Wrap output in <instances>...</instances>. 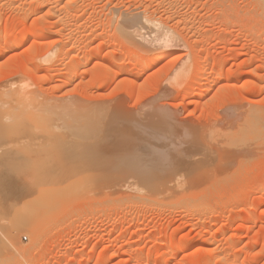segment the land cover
Listing matches in <instances>:
<instances>
[{
    "label": "rangeland",
    "instance_id": "374dc122",
    "mask_svg": "<svg viewBox=\"0 0 264 264\" xmlns=\"http://www.w3.org/2000/svg\"><path fill=\"white\" fill-rule=\"evenodd\" d=\"M263 3L264 0H0V51L2 50L0 88H5L11 82H15L16 87L28 83L26 90L37 94L40 99L54 102V98L58 103H62L63 100L70 103L69 100L73 101L72 98H75L74 101L78 100L84 105L81 109L83 105L80 104L81 110L78 109L80 111L72 110L64 117L68 120L71 117L72 120L76 119L74 123L77 124L72 127L65 126L69 135L66 134L68 140L63 146L74 150L84 149L85 147L81 145L83 138L89 140L94 133H100L97 134L99 139H103L106 135L105 138L111 140L110 135L113 133H109V130L112 131L113 127L110 128V125L118 122L113 118H118L119 116L116 115L119 114V119L122 117L129 120L130 117L131 125L128 126L129 129L127 127L128 130L124 128L127 125L123 122L125 126L123 124L122 127L127 130L126 132L129 133L135 125V129L132 128V133H129L132 134L129 135L130 137L135 138L136 132L139 131L136 138L146 135L149 145L155 141L152 137L159 146L162 142L167 145L170 141L171 145L174 144L177 155L182 153V157H189V160L185 158L180 160L182 157L178 159L179 155L172 153L171 150L169 155L167 154L170 157L169 161L165 159L167 161L161 164L164 168L159 170H162L159 174L164 173L160 184L159 182L153 184L157 181H152L143 185L132 180L134 183L128 181L132 184L121 181L113 185L112 181L109 182V179L114 178L113 176H109L108 179L103 177L105 181L109 180L108 182H99L97 179L87 180L89 176L86 175H82L83 178L81 177L80 180L79 176L77 179L74 178L77 181L73 179L76 175L66 176L69 180L61 177V181L64 179L65 183H60L59 180L55 188H53L54 184L48 181V184L53 185L52 188H48L50 191L52 189V199L48 205L34 200L36 190L47 187H42L44 183L41 182V177L37 179L42 183L41 186L37 185V180H34L38 175L41 176V173L38 172L39 174L35 176V172H32L33 174L28 172L32 177L26 174L37 185V187L30 185L37 189H34V193V190H30L32 194L28 195H26L28 192L25 193V187L29 184L21 173L17 172V175L18 177L21 175L20 178H23L26 184L22 183L20 178H16L14 173L11 175H14L16 181L19 179L18 182H14L11 176H6L10 173L3 174L6 177L0 176V181L7 178V182L2 181L0 186L1 188L7 186L3 190L8 189L6 196L14 201L10 203L7 197L5 201L6 198L2 196L8 207L3 203L4 201L0 202L2 203L0 207L6 205L4 208L8 211L9 209L10 212L11 209L17 211H12L13 215L7 218L9 214H5L8 211L2 208L5 211L3 214L0 210L2 222L0 233L5 236L12 224L22 219V216H25L30 227L23 234L24 248L21 252L19 249H14V246H9V243V248L14 247L15 251L10 248L13 253L10 249L7 250L10 253L6 251L5 253V249L2 250L0 247L2 250L0 254H3L0 256L2 257L0 262L3 261L2 264H264ZM121 15L122 18L125 17V21L120 18ZM135 16L138 17L137 20L134 19ZM149 20L152 22L150 23ZM153 22L159 24L161 29L157 30ZM146 23H148L147 27ZM139 26H143L144 31L140 30ZM122 28H125V31ZM131 28L133 29L130 30ZM166 30L172 35L171 37L167 35L169 38L174 37L173 40L171 39L172 48H162L158 42L156 43V38L162 39L165 36L162 34H165ZM35 32L41 35H32ZM148 34L150 37L157 36L154 38L155 42ZM23 38L24 42L21 41ZM162 53L166 54L165 58L155 62V65L152 64L147 68L143 63H139L141 60L146 63L150 60L153 62L152 59L155 60ZM48 54L47 61L45 57ZM184 56L189 59L191 72L189 71L187 76L173 79L174 67L181 64ZM198 59L202 60L201 77L197 73ZM216 63L218 65H215ZM21 82L22 84L19 85L18 83ZM80 102H74L75 107ZM87 102H90L88 103L90 106L93 103L91 107L87 105L89 109L86 106ZM1 107L2 105L0 115L1 113L4 115L5 112L3 114ZM118 107L123 109L119 111ZM124 111L127 114H124ZM155 111L165 116L161 117L160 114L157 116ZM151 115H156L155 119ZM40 117L41 115L38 118ZM45 117L44 119L41 117L43 121L51 118V116ZM158 117L164 120L160 122L161 125L158 124L160 121ZM59 118L58 116V121ZM111 118L116 122H110ZM132 119L134 125L130 123ZM32 120L36 122L35 117ZM136 120L138 123H135ZM256 120L258 123L260 121L262 126L257 124ZM33 121L26 122L32 124L33 129H35L33 125L40 131L45 129L46 121L44 127L43 122L41 126L37 122L34 124ZM140 121L143 123L141 124ZM55 122L56 128L60 122ZM245 122L251 123V130L246 129L248 126ZM252 122L257 125L252 127ZM176 123L178 125H175ZM4 125H0L1 128ZM22 125L21 129H24L26 126L22 127ZM10 126L12 125L8 126V130ZM137 126L139 127L136 128ZM145 126L147 127L144 128ZM177 126L178 128H174ZM21 129L19 127V131ZM245 129L249 132L246 133ZM153 130H160V132L156 131L160 134L157 133L160 144ZM234 130L236 132L232 133ZM162 132L164 136L169 133V136L165 137L167 141H163L164 136L163 140L160 137ZM40 133L38 136L41 137ZM118 133H114L117 135L112 140L122 136L117 137ZM185 133L188 136H185ZM60 134L55 133L58 137ZM126 136L128 135L123 138ZM213 137V141L219 138L221 143L211 141ZM203 140L206 141L205 144ZM222 142L225 146L227 142L229 143L223 147L220 145ZM164 143L161 145L163 146ZM201 143L206 146L205 151L208 154L201 155L200 152L205 146L203 145L201 150L196 147L202 146ZM57 144L59 142L44 147L51 148ZM83 144L87 143L83 141ZM207 144L213 146L208 148ZM191 148L197 149L195 154L200 151L199 156L197 154L194 157L190 156ZM213 150L217 151L216 154ZM228 153L231 155H227ZM209 154L210 157L207 159ZM158 155L164 157L162 152ZM71 156H75V153L71 152L69 157ZM174 157L177 159L175 160ZM226 161L230 162L226 164ZM57 162L58 160H53L49 164ZM177 164L180 166L177 167ZM43 170L45 172L42 176L44 173L47 174L43 176L44 179L48 180L51 176L54 179L56 173L51 172V176L48 175V172L50 173L48 170L53 169ZM82 170L87 169L75 171L84 174L87 172ZM189 170H194L192 175ZM167 171L170 174H167ZM171 174L174 177L167 178L172 176ZM161 175H158L160 179ZM5 182L8 185L3 187ZM53 182H56L55 179ZM9 183L12 186H9ZM19 184L23 185L24 190H21ZM10 187H16L13 193L9 191ZM72 192L74 194H71ZM23 195L30 199H26ZM12 196L19 203L15 201L16 199H12ZM20 198L28 201H24V204ZM18 206L21 208L18 209ZM14 214L19 218L16 219ZM211 217H215L213 218L215 222L210 221ZM6 219L13 221L6 222ZM6 229L9 230L4 233ZM11 232L12 230L8 234L10 235ZM3 238L0 235V241L3 242L1 246L4 247L9 237L6 238L7 240ZM16 251L21 255L18 252L16 254ZM4 253L13 256L6 257L8 261L3 258Z\"/></svg>",
    "mask_w": 264,
    "mask_h": 264
},
{
    "label": "bare ground",
    "instance_id": "6f19581e",
    "mask_svg": "<svg viewBox=\"0 0 264 264\" xmlns=\"http://www.w3.org/2000/svg\"><path fill=\"white\" fill-rule=\"evenodd\" d=\"M264 4V3H263ZM263 7V6H262ZM137 12V11H136ZM134 13V12H133ZM138 14H140L139 13V11L137 12ZM137 13H136V15H137ZM128 14V13H127ZM123 15H124V13H123ZM123 15H121V17L120 18H122L123 17ZM126 15V14H125ZM135 15V14H134ZM144 15V14H143ZM128 17V16H127ZM125 18V17H124ZM124 18H122V20H124ZM137 18L138 17H134V19H136L137 20ZM145 18V17H144ZM127 19V18H126ZM133 19V20H134ZM121 20V21H122ZM142 20V19H141ZM141 20H138L139 22L141 21ZM147 20V19H146ZM151 20V19H150ZM149 20V21H150ZM125 21V20H124ZM123 21V22H124ZM143 21H144V19H143ZM134 22V21H133ZM152 21H150V23H151ZM119 23V22H118ZM135 23H137V21L135 22ZM144 23H145V21H144ZM154 23V22H153ZM152 23V24H153ZM124 24V23H123ZM127 25H128V23H126ZM130 24H132V23H130ZM151 24V25H152ZM155 24V23H154ZM126 25V26H127ZM132 25H134V24H132ZM145 25V24H144ZM147 25H148V23H146V27H147ZM159 25V24H158ZM158 25H156L155 24V26L157 27V30H160L159 29V27L160 26H158ZM121 26V25H120ZM125 25H124V27H126ZM153 26V25H152ZM152 26H150V28H153ZM25 27V26H24ZM131 27V26H130ZM130 27H128V29L130 28ZM140 27V26H139ZM143 27V26H142ZM142 27H140L139 29L141 30L142 29ZM156 27L153 29L154 30V32H155V30H156ZM133 28H135V29H137V27H133ZM133 28H131L130 30H132ZM144 28V27H143ZM165 28V27H164ZM123 29V31H125L124 29L125 28H122ZM145 29V28H144ZM148 29V28H147ZM143 30V29H142ZM153 30H152V32H153ZM165 30V29H164ZM164 30H162V31H164ZM144 31V30H143ZM150 32V31H149ZM43 33V32H42ZM148 33V32H147ZM147 33H145L146 35H147ZM166 33H169V34H166ZM44 34V33H43ZM150 34H154V33H150ZM32 35H34V36H38V35H41L40 33H37V32H35V33H33ZM70 35V34H69ZM143 35V34H142ZM155 35V34H154ZM162 35H165L162 39L160 38V37H162V36H160L159 38L160 39H158V37L157 36H155V37H157L156 39H157V41H156V43L158 42L161 46H162V48H164V47H170V46H173V43H172V41H171V39L173 40V38H169V36H167V35H170V37L172 36L171 34H170V31L168 32L167 30L165 31V34H162ZM29 36H30V34H29ZM148 36H149V34H148ZM147 36V37H148ZM151 37H153V36H151ZM150 36H149V38H151ZM155 37H153V40L152 41H154V38ZM25 38H27V37H25ZM140 38H141V36H140ZM146 39V38H145ZM141 40V39H140ZM196 40V39H195ZM13 41V40H12ZM16 41V40H15ZM22 42H24V38H23V40H21ZM30 41H31V39H30ZM143 41H144V38H143ZM145 41H147V40H145ZM152 41H149V42H152ZM155 42V41H154ZM153 42V45L155 44ZM11 43V42H10ZM14 43V42H13ZM18 43V42H17ZM151 44V43H150ZM157 45V47H158V44H156ZM178 45V44H177ZM184 45V44H183ZM161 46H159V47H161ZM176 46V45H175ZM180 46V45H179ZM182 47H184V46H182ZM13 48V47H12ZM170 48H172V47H170ZM189 49V48H188ZM2 51V50H1ZM1 51H0V53H1ZM51 53V52H50ZM203 53V52H202ZM200 54V53H199ZM164 55H166V54H164ZM164 55H163V53H162V55H158L156 58H155V60L154 59H152V61L153 62H151V60H150V62H144V61H142L141 60V62H139L140 64L141 63H143V65L145 66H147V68L148 67H150V66H152V64L153 65H155L156 63L155 62H159L161 59H163V58H165L164 57ZM48 56H49V54L48 55H46V60L48 59ZM181 59V58H180ZM48 61V60H47ZM140 61V60H139ZM182 62H181V64L178 66V67H174V71H173V76H174V78L173 79H175V78H179V77H182V76H187V73H189V71H190V65H189V59L188 58H185V56H184V58L181 60ZM198 61H199V59H198ZM202 61V60H201ZM201 61H199L198 62V64L197 63H195V65L197 64V68L199 69V70H197V71H199V72H197L198 73V76L199 77H201V73H200V68H201V64H202V62ZM145 63V64H144ZM220 64V63H219ZM192 65V64H191ZM215 65H218L217 63L215 64ZM221 66V65H220ZM219 66V67H220ZM193 68H194V66H193ZM192 68V69H193ZM216 68H218V67H216ZM57 69V68H56ZM220 69H221V67H220ZM84 70V69H83ZM82 70V71H83ZM191 72V71H190ZM84 73V71L82 72V74ZM197 75V74H196ZM74 76V75H73ZM198 76H196V77H198ZM199 79V78H198ZM22 80V79H21ZM18 81H20V80H18ZM17 81V82H18ZM222 81V80H221ZM16 82V83H17ZM23 82H25L24 80H23ZM204 82V81H203ZM202 82V83H203ZM19 85H21L22 84V82L21 83H18ZM17 84V85H18ZM24 84H25V86H24ZM26 84H28V83H23V85H21V86H17L16 87V85H15V82H11L10 84H7V86L4 88H0L1 90H0V104L2 105V107L3 106H6V108L4 109V107L2 108L1 107V111L3 112V114H4V112H5V114L4 115H2V113H1V115H0V125L2 126L3 124H5L3 127H5V126H7V127H5V129L2 127L1 128V126H0V129H3V130H0V176H4V175H6V174H9V175H6V176H8V177H12L13 178V176L14 175H11V173H14V174H16V178H20V176L21 175H23V178L26 180V183H28L29 185L28 186H26V185H24V186H26V187H28L27 188V190H26V187H25V193L26 192H28V193H26V195H28L29 193L30 194H32V191L35 189H37V188H33V187H31V186H34L35 187V185H36V182L35 183H33V181L31 180L32 178V176H31V174H33L34 172L36 173L35 174V176L37 175V173L39 172V173H41V176L40 175H38L36 178H34V180H37V179H39V177H41V182L42 183H44V186H42V187H45V186H47V187H45V188H42L41 189V187H40V189L38 188V190H36V195L34 194V196H35V198H34V200H38V201H42L43 203H45V205H48V204H50V202H51V199H52V189H51V191L48 189V188H52L53 187V185L52 184H54V187L53 188H55V184H57L58 182H59V180H60V183H65L64 182V179H67V178H69L71 175H76L75 177L73 176V179L74 178H78L77 176H79L80 178H79V180L81 179V177H82V175H86L87 177H88V179L87 180H98L99 182L101 181V182H108L109 180V182L111 183V181H112V183H113V185L114 184H119V182L121 183V181L123 182V181H125V182H123V183H127L128 181H131L132 183H134L133 181L134 180H136L138 183L137 184H139V183H143V185L145 184V183H149L150 184V182H154V181H157L156 183H153V184H157L158 182H159V184H160V182H162L163 180V177H162V175H164V173H162V175L161 174H159L161 171H159L160 169H162V168H164L161 164H163V161H169V159H170V157L168 156L169 155V153H170V151L173 153V152H175L176 151V149L173 147L174 146V144L172 143V145H171V142L169 143L168 142V144L167 145H165V143L164 142H162L161 144H163L164 143V145L163 146H166V148L165 147H163L160 143H159V141H158V139H159V133L158 132H156V131H159L160 132V130H156V131H154L155 130V128H154V132L156 133V135H157V133L159 134V135H157V141H158V143L160 144V146L159 145H157L156 144V139H154V137H152L153 138V140H155L154 142H153V140L152 139H149L150 141L152 140V145L153 144H156V145H149L150 144V142L148 143V141L146 140V135L144 136V137H141V138H136L137 137V135H138V132L139 131H137L136 132V134H134V135H136L135 136V138L132 136V137H130L131 135L129 134L130 132L132 133V128L133 129H135L134 128V124H133V120L134 119H132V122H130V123H132V125H134V126H132V128H131V130H130V132L128 133V132H126L128 129H129V125H131V124H129V121H130V117H129V120H128V118L127 119H125V118H122L121 117V119H119V117H120V115L118 114V115H116V117H118V118H113V119H115V120H117L118 122H119V120L121 121V122H119V124L121 123L122 125H119L118 124V122L117 123H113L112 124V126L110 125V128H112L113 127V129H111L112 131H110L109 130V133L111 132V133H113V134H109L110 136H111V138L113 139L114 138V136H116L117 134H114V133H118L119 135L117 136V137H120L121 135V137L118 139H116V137H115V139L114 140H110V139H108V138H105L106 137V135L104 136V134H103V136H104V138L105 139H107V140H105L104 138V140L101 138V139H99V137L97 136V134H99L100 135V133H94L92 136H91V138L88 140V139H85V138H83V140H82V144L81 145H83L85 148L84 149H79V150H74V149H72V148H68V147H65V146H63V144L68 140V139H66V134H67V136L69 135V132H68V128H66L65 126H68V127H72V126H74L75 124H77V123H74L75 122V120H72V117H71V119H69L71 122H68L69 120L67 119V118H65L64 119V117H66L67 115V112L69 113L70 111H76V110H78V109H80V104H82L83 105V103H81L80 101H74V99L75 98H72L73 99V101H71V100H69L70 101V103H66V101H62V103L60 102V100H59V102L60 103H58L57 102V100L55 99L54 100V98H53V101L54 102H48L47 100H43V99H40V97L37 95V94H34V93H32V92H28L26 89H28V85H26ZM200 84V83H199ZM203 86V85H202ZM209 86V85H208ZM205 88V87H204ZM3 89V90H2ZM208 89H209V87H208ZM205 90V89H204ZM205 93H207V92H205ZM43 95V94H42ZM41 95V96H42ZM203 95V94H202ZM51 99V98H50ZM76 100V99H75ZM56 101V102H55ZM74 102L76 103V102H80L79 104L77 103L76 105L77 106H79L78 108H77V106L75 107V105H74ZM65 103V104H64ZM88 103H90V102H87V104H86V106L87 105H89ZM92 104L93 103H91V106H92ZM94 104H96L95 102H94ZM0 105V106H1ZM74 105V106H73ZM81 105V106H82ZM122 105V104H121ZM90 106V105H89ZM89 106H87V108L89 109L90 107ZM98 106V105H97ZM83 107H84V105L82 106V108L81 109H83ZM94 107H95V105H94ZM122 107V106H121ZM119 108L118 107V110L119 111H121V109H123V108ZM86 108V107H85ZM84 108V109H85ZM104 108V107H103ZM3 109L5 110V111H3ZM80 109V110H81ZM39 110H41L42 111V114L44 113V115H42V114H40L41 113V111L40 112H37V111H39ZM80 110H78V111H80ZM91 110V109H90ZM151 110H153V109H151ZM155 110V109H154ZM44 111V112H43ZM107 111V110H106ZM106 111H105V113H106ZM167 111V110H166ZM37 112V113H36ZM95 111H93V113H94ZM151 112V111H150ZM158 112H159V110H158ZM165 112V111H164ZM74 113V112H73ZM88 113V112H87ZM104 113V114H105ZM154 113H156V111L154 112ZM161 113V112H160ZM160 113H156L157 114V116L160 114ZM78 114V113H77ZM95 114V113H94ZM103 114V115H104ZM120 114H121V112H120ZM124 114H127V112L125 113V111H124ZM123 114V115H124ZM129 114V113H128ZM133 114V113H132ZM136 114V113H135ZM138 114V113H137ZM166 114H167V112H166ZM258 115H261V114H259V113H257ZM37 115H41V117L44 119V117L45 116H47V117H45V118H50V116H51V121H50V119L49 120H47L46 121V119L44 120V121H46V123L42 120V118L40 117V118H38V117H36ZM54 115V116H53ZM96 115V114H95ZM122 115V116H123ZM231 115V114H230ZM23 116V117H22ZM29 118V119H27V117ZM52 116H53V118H52ZM55 116H57V118H58V116L61 118V121H60V118H59V121L57 120V118L55 117ZM77 116V115H76ZM105 116V115H104ZM127 116V115H126ZM126 116H124V117H126ZM152 117H154L153 119H155V116H153V115H151ZM150 116V117H151ZM159 116H161V114L159 115ZM162 116H165V115H163L162 114ZM161 116V117H162ZM169 116H171V115H169ZM232 116V115H231ZM255 116V115H254ZM22 117V118H21ZM34 117H35V119H36V122L38 123V124H40L41 125V123L43 124V127H44V123H45V125L46 126H51V127H48L49 128V130H48V128L45 126V129L43 128V127H41V128H43V130L41 129V131H40V129H38V127H37V129H36V126L35 125H33V127L35 128V129H33L31 126H32V124H30L29 122H26L27 120L29 121L30 120V122L31 121H33L32 119H34ZM107 117V116H106ZM135 117H137V116H135ZM149 117V118H150ZM160 117V118H161ZM168 117V116H167ZM257 117V116H256ZM256 117H254V119H256ZM262 117V116H261ZM260 117V118H261ZM70 118V117H69ZM77 118V117H76ZM109 118V117H108ZM132 118V117H131ZM159 118V117H158ZM159 118V119H160ZM166 118V117H165ZM173 118V117H172ZM232 118V117H231ZM258 118V117H257ZM259 118V119H260ZM26 119V121H24ZM39 119H41V120H39ZM56 119V120H55ZM112 118H111V120L112 121H110V122H116V121H114ZM124 121H123V120ZM144 119V118H143ZM147 119V118H146ZM163 119V118H162ZM228 119V118H227ZM226 119V120H227ZM235 119V117H233V119L232 120H234ZM258 119V120H259ZM23 120V121H22ZM80 120H81V118H80ZM128 120V121H127ZM148 120V119H147ZM158 120V119H157ZM41 121V122H40ZM53 121V122H52ZM54 121H58V122H60L59 124H57L56 126H58V127H56L55 128V125H54ZM106 121H107V119H106ZM137 121V122H136ZM135 121V123H138V120H136ZM161 121H164V120H161L160 119V121H159V123L158 124H160V122ZM166 121V120H165ZM168 121H169V118H168ZM174 121H176L175 119H174ZM255 121V120H254ZM262 121H264V120H262ZM261 121V122H262ZM8 124H7V123ZM26 122V123H25ZM34 122V121H33ZM36 122H34V124H36ZM55 122V123H56ZM57 122V123H58ZM77 122H79V120H77ZM109 122V121H108ZM109 122V123H110ZM123 122H125V124L127 125V126H125V124L123 123ZM141 122V124L143 123V121H140ZM155 122H156V120H155ZM215 122V121H214ZM220 122H221V120H220ZM223 122V121H222ZM241 122V121H240ZM256 122H257V120H256ZM48 123H50L49 125H48ZM53 125H52V124ZM150 123V122H149ZM162 123V122H161ZM167 123V122H166ZM173 123V122H172ZM235 123L236 122H234V124L233 125H235ZM247 122H245V124H246ZM253 124H252V127L253 126H255V125H257V124H261L260 123V121H259V123L257 122V124L255 123V122H252ZM7 124V125H6ZM23 124V125H22ZM30 124V126H28L27 127V125H29ZM62 124V126H60ZM80 124V123H79ZM103 124V123H102ZM123 124H124V126H123ZM140 124V125H141ZM223 124V123H222ZM262 124H264V122L262 123ZM262 124H261V126H262ZM9 125H12V126H14V127H12V126H10V130H8L9 129ZM20 125V126H19ZM21 125H22V127L24 126H26L24 129H21ZM39 125V126H40ZM136 125H139V124H136ZM145 125V124H144ZM153 125V124H152ZM161 125V124H160ZM166 125V124H165ZM165 125H163V126H165ZM175 125H178L177 123L175 124ZM217 125H218V122H217ZM229 124H227V126H228ZM42 126V125H41ZM54 126V127H53ZM76 126V125H75ZM119 126V127H118ZM121 126V127H120ZM126 128L127 129V127H128V129L125 131L124 130V128ZM154 126V125H153ZM215 126V125H214ZM213 126V127H214ZM226 126V125H225ZM247 130H251L252 128L250 127L251 126V123L249 122V124L247 123ZM16 127H17V129H16ZM19 127H20V131H19ZM30 127H31V130H30ZM61 127H63L61 130H60V128ZM114 127L116 128V130H114ZM139 126H137L136 128H138ZM147 126H145L144 128H146ZM150 127V126H149ZM149 127H148V131H149ZM233 127V126H232ZM236 127V126H235ZM263 128H264V125L262 126ZM7 128V129H6ZM13 128V129H12ZM26 128H29L28 130H26ZM40 128V127H39ZM47 128V129H46ZM53 128V129H52ZM56 130H55V129ZM59 128V129H58ZM65 128V129H64ZM122 128V129H121ZM174 128H178V126L177 127H174ZM249 128V129H248ZM105 129H107V128H105ZM109 129V128H108ZM120 129H121V132H120ZM235 129V128H234ZM245 129V130H246ZM8 130V131H7ZM33 130H38V131H36L37 133L40 131V132H42V133H40L42 136L40 137V136H38L39 135V133L37 134L36 132H34ZM44 130H45V133H43L44 132ZM50 132V134H48L49 132ZM53 130H55V132H53ZM60 132H59V131ZM236 130L238 131V129L236 128ZM236 130H234L233 132L232 131H230V133L232 132V133H235L236 132ZM245 130H244V132H245ZM246 130V133L247 132H249V131H247ZM262 130V129H261ZM58 131V132H57ZM116 131V132H115ZM167 131V130H166ZM173 131V130H172ZM176 131H178L177 129H176ZM206 131V130H205ZM53 132V133H52ZM62 132V133H61ZM153 132V133H154ZM180 133L181 132H183V131H179ZM191 132V131H190ZM239 132H240V130H239ZM46 133L48 134V135H46ZM55 133H58V135L61 133V134H63V135H61L60 134V138L58 137V136H56L55 135ZM108 133V132H107ZM133 133H135V131L133 132ZM147 133H149V132H147ZM150 133H151V135H152V132L150 131ZM150 133H149V136H150ZM165 133V132H164ZM172 133V132H171ZM227 133H229V132H227ZM37 134V135H36ZM43 134H45L44 135V137H43ZM54 134V135H53ZM65 134V135H64ZM169 134V133H168ZM168 134H165V136H164V134H163V132H162V135L160 136L161 138L163 137L164 138V140H163V138H162V140L163 141H165L167 138H165V137H168L169 135ZM184 134V133H183ZM215 134V133H214ZM221 134V133H220ZM224 134V133H223ZM125 135H128V136H126V138L124 137L123 138V136H125ZM130 135V136H129ZM154 135V134H153ZM179 135H181V134H179ZM213 135V134H212ZM227 135V134H226ZM225 135V136H226ZM231 134H229V136H230ZM233 135H235V134H233ZM37 137V138H35V137ZM63 136V138H61ZM94 136V137H93ZM107 136H108V134H107ZM113 136V137H112ZM178 136V135H177ZM185 136H188V135H186V133H185ZM209 136H211V134L209 135ZM228 136V135H227ZM57 137H58V139H57ZM86 137V136H85ZM140 137V136H139ZM65 138V139H64ZM67 138H69V137H67ZM87 138H89V136H87ZM145 138V140H143ZM150 138V137H149ZM156 138V137H155ZM160 138V139H161ZM230 139H232L231 137H229ZM256 138H258V137H256ZM62 139V140H61ZM123 139V140H122ZM137 139H139V140H137ZM140 139H142V140H140ZM209 139V138H208ZM212 139V140H211ZM210 140L211 141H213V139H214V137L213 138H211ZM64 140V141H63ZM176 140V139H175ZM174 140V141H175ZM209 140V141H210ZM226 140H228V139H226ZM232 140H234V139H232ZM232 140H228L229 142H231ZM256 140V139H255ZM83 141L84 142H86L87 144H83ZM144 141V142H143ZM167 141V140H166ZM206 141H207V138H206ZM205 141V142H206ZM215 141H219V143H221V141L219 140V138H218V140H216L215 139ZM215 141H213V142H215ZM222 141H225V140H222ZM235 141V140H234ZM56 142H59V144H57V145H53V147H51V148H45L44 146H49V145H47V144H50V143H56ZM63 142V143H62ZM161 142V141H160ZM203 142H204V140H203ZM205 142H204V144H205ZM208 142V141H207ZM226 142V141H225ZM229 142H227L226 143V146H227V144L229 143ZM261 142H262V140H261ZM60 143H62V144H60ZM216 143V142H215ZM46 144V145H45ZM202 144V143H201ZM204 144H202V146L201 145H198V146H196L197 148L199 147V150H201V147H203V145ZM217 144H218V142H217ZM225 143H223L222 142V144H220V145H224ZM258 144V143H257ZM169 145V146H168ZM172 147H171V146ZM205 146V145H204ZM213 146V145H212ZM212 146H209V144H207V147L208 148H210V147H212ZM215 146H217V145H215ZM225 146V145H224ZM223 146V147H224ZM225 146V147H226ZM171 147V148H170ZM176 148H177V146H175ZM195 147V146H194ZM219 147V146H218ZM174 148V149H173ZM179 148V147H178ZM215 148V147H214ZM246 148V147H245ZM183 149V148H182ZM196 149V148H195ZM195 149H193V148H191V154H190V156L191 155H193V157H194V155H198L199 156V154L201 153V155H202V153H204V155H206V153L208 154V152L207 151H205L206 150V146L205 147H203L202 149L203 150H201V152L200 151H198L196 154H195ZM181 150V149H180ZM184 150V149H183ZM197 150V149H196ZM208 150V149H207ZM218 150V149H217ZM229 150V149H228ZM227 150V151H228ZM190 151V150H189ZM210 152L212 151V148L209 150ZM216 150H213V153L215 152ZM226 151V152H227ZM71 152H74L75 153V156H71V157H69V154L71 153ZM159 152L161 153L162 152V154H164V157H161V156H159L158 154H159ZM200 152V153H199ZM209 152V153H210ZM217 152V151H216ZM216 152H215V154H216ZM231 152V151H230ZM176 153V155H177V152H175ZM174 153V154H175ZM184 154H185V152H183ZM194 153V154H193ZM168 154V155H167ZM181 154L182 153H180V155H179V153H178V155H179V157H178V159L180 158V157H182L181 156ZM210 154H212V153H210ZM210 154L209 155H207V157L206 156H204V158L206 157L207 159H208V157H210ZM215 154H212L214 157H216L215 156ZM238 154V153H237ZM169 157H167V156ZM177 155V156H178ZM185 155H187V154H185ZM201 155H200V157H201ZM211 155V156H212ZM227 155H231V154H227ZM227 155L225 154V157H227ZM163 156V155H162ZM212 156V157H213ZM224 156V155H223ZM240 156V155H239ZM69 157V158H68ZM85 157V158H84ZM186 157H188V156H185V157H182V159H180V160H185V159H187V160H189V157L188 158H186ZM242 157V156H241ZM172 158V157H171ZM185 158V159H184ZM190 158H192V157H190ZM202 158V157H201ZM206 158H205V160H206ZM218 159H219V157H217ZM220 158H221V156H220ZM230 158V157H229ZM165 159H167V160H165ZM174 159L176 160L177 159V157H174ZM214 159V158H213ZM217 159V160H218ZM241 159V158H240ZM56 161V160H58V162L57 163H55V164H49V162H52V161ZM67 160H69V161H67ZM172 160V159H171ZM216 160V159H215ZM216 160V161H217ZM228 160H230V159H228ZM174 161V160H173ZM172 161V163H174ZM207 161V160H206ZM212 162H213V160H211ZM175 162H178V161H175ZM204 162V161H203ZM228 162H230V161H228ZM227 161H226V164L228 163ZM165 163V162H164ZM206 163V162H205ZM214 163H218V162H214ZM222 163H224V161H222ZM168 164V163H167ZM171 164V163H170ZM209 164V163H208ZM212 164V163H211ZM219 164V163H218ZM214 165V164H213ZM212 165V166H213ZM220 165V164H219ZM224 165H225V163H224ZM180 165L179 164H177V167H179ZM207 166H209V165H207ZM216 166V165H215ZM192 167V166H191ZM211 167V166H210ZM225 167V166H224ZM46 169V168H50V169H53V170H48V171H50V173L48 172V175H50L51 174V172H52V174H54V173H56V175H54L55 177H54V179H55V183L53 182L54 181V179H53V177L51 176V178H50V176H46V177H49L50 179H44L45 177H43L44 175H47V174H45L44 173V175L42 176V174H43V172H45L43 169ZM83 168H85V169H87V170H82V171H87L85 174H84V172H79V171H75V170H78V169H83ZM216 168V167H215ZM167 169V168H166ZM196 169V168H195ZM165 170V169H164ZM199 170H201V169H199ZM27 171V172H26ZM21 173V175H19V177H18V173ZM22 172H26V173H22ZM28 172H30L31 174H29ZM33 172V173H32ZM76 172H78V173H76ZM164 172H166V171H164ZM191 175H192V173L194 172V170H189L188 171ZM38 173V174H39ZM47 173V172H46ZM57 173L59 174V175H57ZM4 174V175H3ZM26 174H29L30 176H28V175H26ZM80 174V175H79ZM167 174H170V173H168V171H167ZM24 175H25V177L26 178H28V179H26L25 177H24ZM158 175L160 176L161 175V179H160V177H158ZM172 175V174H171ZM6 176H4V177H6ZM58 176H60V178L58 177ZM66 176H69V177H66ZM109 176H113L114 178H112V179H109L108 181H105L106 179H104V178H106L107 177V179L109 178ZM14 177V178H15ZM29 177L31 178V179H29ZM43 177V178H42ZM58 177V178H57ZM61 177H65L64 179H62V181H61ZM72 177V176H71ZM87 177H85V179L87 178ZM104 177V178H103ZM166 177V176H165ZM172 177H174L173 175L172 176H170V177H167V178H169V179H171ZM1 178V177H0ZM13 178V179H14ZM23 178H20L21 179V181H23L24 179ZM58 180H57V179ZM83 178V177H82ZM111 178V177H110ZM2 179H3V177H2ZM9 179V178H8ZM11 179V178H10ZM42 179H44V180H42ZM51 179H53V181L51 180ZM72 179V178H71ZM72 179V180H73ZM76 179H74L75 181H77ZM101 179H104V180H101ZM114 179V180H113ZM168 179V180H169ZM1 180V179H0ZM4 180H5V178H4ZM4 180H2V181H4ZM18 180L19 179H17V181H16V179H14V182H18ZM28 180H29V182H28ZM40 180H37L38 182H37V185H39V186H41L42 185V183H40ZM46 180V181H45ZM67 180H69V179H67ZM66 180V181H67ZM116 180H118V181H116ZM133 180V181H132ZM160 180V181H159ZM2 181H0V184H1V186H2ZM6 182H7V178H6V180H5ZM32 181V182H31ZM43 181H45V182H43ZM48 181L50 182V183H52V184H48ZM135 181V182H136ZM2 182V183H1ZM5 182V184H3V187L7 184ZM9 182H11V181H9ZM71 182V181H70ZM131 182H128V183H131ZM19 183H20V181H19ZM22 183H24V181L22 182ZM22 183H20V184H22ZM26 183H24V184H26ZM60 183H59V185H60ZM131 183V184H132ZM19 184V185H20ZM32 184V185H31ZM46 184V185H45ZM51 185V187L50 186H48V185ZM98 184H100V183H98ZM103 184H105L106 185V183H103ZM125 184H123V185H125ZM8 185V184H7ZM17 185V184H16ZM31 185V186H30ZM37 185H36V187H37ZM58 185V184H57ZM1 186H0V188H1ZM9 186H12L11 185V183H9ZM23 186V185H22ZM21 185L19 186V187H21V190H24V189H22V188H24V187H22ZM29 186H30V188H29ZM116 186V185H115ZM151 186V185H150ZM6 188H7V186H5ZM5 187L4 188H1L2 190H1V193H0V202H3L4 200L3 199H5L7 196H6V194H8V192L6 191V190H8V189H6V190H3V189H5ZM58 187V186H57ZM48 190H47V189ZM16 189V187H10L9 188V191L10 192H14V190ZM29 189V190H28ZM20 190V191H21ZM30 190H32V191H30ZM35 190L33 191V193L35 192ZM80 190H84V189H80ZM3 191H5V192H7V193H5V192H3ZM10 192H9V194H10ZM18 192H19V190H18ZM60 193H61V189H60V191H59ZM5 194V195H2V194ZM21 193V192H20ZM24 193V194H25ZM65 193V192H64ZM63 193V194H64ZM67 193V192H66ZM56 194V193H55ZM62 194V195H63ZM71 194H74V192H72ZM70 194V195H71ZM83 194V193H82ZM12 195V194H11ZM57 195V194H56ZM2 196L3 197H5V198H3L2 199ZM20 196V195H19ZM24 197H25V195H23ZM55 196V195H54ZM60 196V195H59ZM58 196V197H59ZM14 196H12V199H16L15 197H16V195H15V197L13 198ZM63 197H64V195H63ZM65 197H66V195H65ZM8 198V197H7ZM7 198L5 199V201H7ZM18 198V197H17ZM22 198V197H21ZM20 198V199H21ZM26 199H30V197H25ZM60 199H62L61 197H59ZM74 198V197H73ZM80 198V197H79ZM9 200H10V203L12 202V201H14V200H11L10 198H8ZM23 199V198H22ZM21 199V201L24 203V201ZM2 200V201H1ZM28 200H26L25 202H27ZM63 200V199H62ZM5 201L3 202V203H5ZM16 202H18L17 201V199L15 200ZM20 201V200H19ZM64 201V200H63ZM7 203H9V201L7 202ZM19 203V202H18ZM18 203H16V204H18ZM21 203V202H20ZM64 203V202H63ZM2 204V203H1ZM1 204H0V206H1ZM6 204V203H5ZM14 204V203H13ZM13 204H11V207L13 208L14 206H15V204H14V206H13ZM25 204V203H24ZM65 204V203H64ZM63 204V205H64ZM4 205V204H3ZM7 205V204H6ZM6 205H4V206H6ZM10 205V204H9ZM20 205V204H19ZM27 205V204H26ZM4 206L2 207V208H4ZM17 206V205H16ZM22 207H26V206H24V205H21ZM7 207H8V205H7ZM19 207V206H18ZM18 207H16V208H18ZM1 207H0V210L1 211H3V209H2ZM21 207H19L18 209H20ZM29 208V207H28ZM4 210L7 212L8 211V209H6V208H4ZM14 209H11V212L13 211ZM24 210V209H23ZM56 210V209H55ZM5 211H3V214H5ZM17 210H15V211H13V212H16ZM34 211V210H33ZM10 212V209H9V211L5 214V215H7V214H9V215H7V218H9V216H11V215H13V213H9ZM26 212V211H25ZM18 214H19V211L17 212ZM3 214H1V215H3ZM17 215V214H16ZM15 214H14V216L16 217V219L17 218H19L18 216H16ZM22 216V215H21ZM1 217V216H0ZM28 218H30V217H28ZM212 218V217H211ZM213 218H215V217H213ZM213 218H212V220H210V221H213V222H215L214 220H213ZM13 219V218H12ZM12 219H9V220H11V221H13ZM41 219V218H40ZM209 219V218H208ZM7 220L8 219H6V222H7ZM9 220H8V222H9ZM210 221H208V222H210ZM1 222V221H0ZM5 221H4V223H6ZM44 222V221H43ZM51 222V221H50ZM53 222V221H52ZM212 222V223H213ZM0 224H2V222L0 223ZM8 224V223H7ZM211 224V223H210ZM38 225V224H37ZM11 226V225H10ZM11 227H12V229H11ZM10 227V230H12V232H11V234L9 235L8 233H10V230H9V232L7 233V229L5 230V232L4 233H7L8 234V236H7V234H5V236H3L4 234H1L0 233V235H1V238H7V237H9V238H7V239H9V241L7 240L6 241V243H7V245L5 244V246L3 247V246H1V244L3 243L2 241H0L1 243H0V247L2 248V250H4V252L6 251V252H8V251H12V253H13V250L14 249H19L20 250V252H21V249H23L24 248V243L22 242L23 240H24V235L23 234H25V232H27L28 230H29V227H30V225H29V223H28V221H27V219L25 218V216H22V219H19V220H17V221H15L13 224H12V226ZM36 227V226H35ZM38 227V226H37ZM2 228V227H1ZM9 228V227H8ZM4 229V228H3ZM43 229H45V228H43ZM36 230V229H35ZM2 232V233H3ZM37 235V234H36ZM7 236V237H6ZM236 236V235H235ZM238 237H239V234H238ZM238 237H236V238H238ZM3 238V239H4ZM2 239V240H3ZM4 239V240H5ZM170 239V238H169ZM5 243V242H4ZM8 243H9V246L11 245V246H14L13 248L12 247H10V248H12V249H10L9 248V246H8ZM4 245V244H3ZM17 247V248H16ZM4 248V249H3ZM8 249H10V250H8ZM1 250V249H0ZM1 250V251H2ZM8 250V251H7ZM15 251V250H14ZM5 252V253H6ZM17 252L18 251H16V254H17ZM3 253V252H2ZM5 253H4V255H5ZM8 253H10V252H8ZM7 253V254H8ZM19 253V252H18ZM15 254V255H16ZM20 254V253H19ZM3 256V254H0V256ZM9 255H11V256H13V254H9ZM7 256V255H5L3 258H5V260H8V258L6 259V257H11V256ZM21 255V254H20ZM1 260H2V257L0 258ZM9 259H12V258H9ZM4 260V259H3ZM16 260V259H15ZM9 261V260H8ZM1 264L3 263V261L2 262H0Z\"/></svg>",
    "mask_w": 264,
    "mask_h": 264
}]
</instances>
